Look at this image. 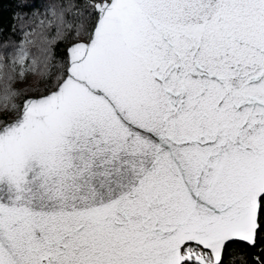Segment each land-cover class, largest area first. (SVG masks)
<instances>
[{
  "label": "snow or ice",
  "instance_id": "6c2138e0",
  "mask_svg": "<svg viewBox=\"0 0 264 264\" xmlns=\"http://www.w3.org/2000/svg\"><path fill=\"white\" fill-rule=\"evenodd\" d=\"M10 2L0 264H264V0Z\"/></svg>",
  "mask_w": 264,
  "mask_h": 264
},
{
  "label": "trees",
  "instance_id": "16d2710c",
  "mask_svg": "<svg viewBox=\"0 0 264 264\" xmlns=\"http://www.w3.org/2000/svg\"><path fill=\"white\" fill-rule=\"evenodd\" d=\"M40 0H36L39 3ZM15 10V5L10 2V0H0V17H2L3 26L7 28L11 22L12 13ZM7 36L8 33L6 32ZM15 38V37H14Z\"/></svg>",
  "mask_w": 264,
  "mask_h": 264
}]
</instances>
